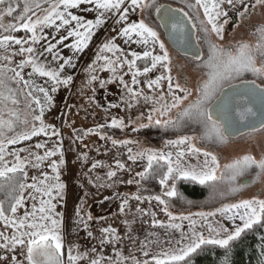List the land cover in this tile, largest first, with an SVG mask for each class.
<instances>
[{"label": "snow or ice", "instance_id": "1", "mask_svg": "<svg viewBox=\"0 0 264 264\" xmlns=\"http://www.w3.org/2000/svg\"><path fill=\"white\" fill-rule=\"evenodd\" d=\"M239 3L240 15L243 17L249 12V6L245 0H183V6L173 7L171 4L160 3L159 0H0V192L4 193V199H0V221H3L4 230H0V249L6 250V255L0 259V264H78L88 256L87 252L77 250L74 253L73 246L65 250L64 237L61 234V213L55 212L56 204L53 201L62 195L66 185L60 181V165L65 161L61 159L50 160L57 152L63 156L61 145L48 148L47 142H38L35 149H44L43 154L33 152L28 148H12L8 146L18 145L22 141H30L33 137L59 136V132L53 125L45 124L43 119L47 106L53 101L51 92L57 90V86L71 83L73 77H62L66 64H70L72 57L64 58L58 52L56 43L49 42L42 50L36 45L45 40L44 30L55 27L59 32L66 30V35L59 37V43L73 37L74 42L65 45L74 50L82 51L88 47V43L94 35V30L105 22L107 14L116 13L121 24L119 35L145 48L142 52L132 51V59L117 55L115 59L107 55H98L96 60H103L102 66L109 68L113 74L117 68L128 65L129 71L135 69L132 75V84H139V75H146L163 69L155 79L147 80L149 89L162 88V82L167 83V93L171 97L169 101L163 91L159 95H144L142 91L133 89L125 83V88L130 94V99L139 102L143 96L145 102L153 103L152 109L147 114L149 122L164 127H193L201 129L200 140L209 144H226L229 137L238 132L240 127H249L252 132L264 131V26L258 27V40L255 44L239 41L234 45L224 46L213 39L223 41L225 37V25L228 24V8L235 7ZM48 7L43 8L42 5ZM81 4L94 5L98 15L95 19H85L83 16L74 15L69 9L78 8ZM256 5L264 8V0H255ZM187 9V10H186ZM19 10V11H18ZM139 11L142 17H155L152 22L146 18L138 21L129 19V13ZM6 18H11L5 23ZM59 21V23H57ZM75 22V23H73ZM160 29L166 32L173 44L185 51H194L193 62L198 69H208L206 78L201 79L195 86L197 93L195 99L182 109L177 118L173 120V109L180 108L189 97L193 96V89L188 86V81L182 84L172 75L173 59L169 47L161 39ZM21 30L25 36H17ZM112 41L105 42L100 52L123 53V49ZM207 45V59L203 58V49L199 47L201 42ZM13 45L18 46L13 49ZM159 48L157 53L156 48ZM51 55V59L48 55ZM20 57L18 61L14 58ZM62 60L54 67L56 61ZM138 60L145 61L143 68L136 67ZM14 64V66H12ZM95 64V61L93 62ZM91 72L95 68L89 66ZM28 69L29 71H26ZM251 74L260 79L247 80L245 76ZM28 77L27 79L25 77ZM38 77L47 78L45 83L52 82L49 89L36 82ZM95 81L97 76L91 75ZM123 83V76L119 77ZM105 81H101L103 86ZM23 92V100L20 94ZM43 100V102H42ZM24 104L23 110L19 105ZM11 105V106H10ZM35 105V107H34ZM131 107V104H129ZM37 108L39 111L37 112ZM7 112V118L4 113ZM164 117H168L164 119ZM259 125L257 129L256 125ZM113 127H125L123 119L113 118ZM143 127V125H141ZM104 125H98L103 128ZM88 129V132H93ZM11 133V135H10ZM103 138V137H102ZM78 139H82L78 137ZM197 136L182 135L175 140H167L166 145L185 146L176 152L173 158L172 152H164L159 149L145 148L132 154V148H128V159L135 162L146 157L147 164L143 172L137 173L141 178L155 176L159 178V184L168 190L163 197H176L178 195L177 180H189L201 185H208L216 192L217 184L225 186L224 191L219 192L221 197H232L246 188L249 183H264V149L259 155L246 153L234 158L230 163L221 165L220 157L206 147H198ZM115 144L135 143L129 140H112ZM27 152V156H22ZM186 153L197 157V165L185 166L182 163ZM203 160H200V157ZM7 157H12L11 160ZM45 161H49L47 167L52 168L53 175L42 170ZM118 168L125 165L116 161ZM41 169L39 177L33 176L28 183L27 167ZM93 168L97 164L92 165ZM109 177H115L116 172L110 171ZM173 181L171 185L169 182ZM132 183L131 180L128 181ZM27 193V197L25 195ZM162 195L142 197L137 194L134 199L141 201H158L163 205V211L167 213L170 223L166 226L171 229H182V223H175L177 219L189 221V232H181L179 240H169V247L151 255V259H137L135 256L123 257L125 261L131 260V264H192V255L204 246H218L224 250L223 264H230L232 244L237 241L246 230L254 227L264 228V198L253 196L250 199H238L235 202L223 203L213 211L198 212L194 215L201 218L207 225L208 235L196 229L197 220L192 219L193 214L187 216H175L168 210V201ZM26 199L33 201L31 210L24 208ZM38 201V203H37ZM128 199H124L120 206V212L124 213L128 206ZM7 205V206H6ZM24 208L23 216H17L19 209ZM137 214L144 215L145 210L136 209ZM220 214L232 221L234 227L230 230L220 221H210L209 217ZM155 217V213H151ZM91 219V216H88ZM239 220L241 223L237 224ZM80 223L85 228L87 222L81 218ZM130 225L134 220H125ZM154 225L164 227L163 221L152 220ZM7 230H12L6 234ZM105 234L100 243L106 241H118L117 229L105 227ZM92 235L91 232L88 233ZM264 241V236L261 237ZM149 244L159 241H149ZM264 249V243L261 245ZM148 244L142 245L144 257H149L150 251L144 250ZM65 251L67 260L65 261ZM94 252L95 249H92ZM23 255L24 260L17 259V255ZM122 255V253H121ZM264 257V250L261 252ZM103 257L90 259L89 264H102ZM118 264V262H113ZM259 264H264L262 259Z\"/></svg>", "mask_w": 264, "mask_h": 264}, {"label": "rangeland", "instance_id": "2", "mask_svg": "<svg viewBox=\"0 0 264 264\" xmlns=\"http://www.w3.org/2000/svg\"><path fill=\"white\" fill-rule=\"evenodd\" d=\"M130 2V0H129ZM160 3L171 4L173 7L183 6V0H159ZM194 2V0H193ZM21 5L23 4L21 0ZM245 3L249 8L255 4V0H245ZM44 6V4L42 5ZM81 4L78 8L69 9L74 15L83 16L85 19H93L92 16L97 13L94 5ZM264 9V8H263ZM243 9L236 4L235 7L228 8V20L229 16L240 12ZM254 14L249 19L247 32L243 31V27L238 25L228 30V24L225 25V37L223 41H219L213 34V39L216 43L223 44L224 46L234 45L239 41L250 42L255 44L258 40V33L256 29L259 26L263 17H259L255 12H262V7L256 5L252 8ZM257 10V11H256ZM19 11V10H18ZM95 17V16H94ZM155 17L153 11L152 17H142L140 12L129 13V19L132 21H138L141 18H146L148 22H152ZM11 18H6L5 23L10 22ZM119 19L116 13L107 14L105 22L99 31L94 30V35L88 43V47L82 51H76L65 45H70L74 42L73 37H69L68 40L59 43V37L66 35V30L61 29L59 32L56 31L55 27L46 28L44 30L45 40L39 42L36 47L42 50L46 47L49 42L56 43L57 48L54 50L58 52L65 59L72 57L70 64H66L64 72L61 74L62 77L71 75L73 77L71 83L57 86L55 92L50 91V95L53 97L52 104L47 106L44 112L43 119L45 124L53 125L59 132V136H53L51 138L44 137H33L30 141H22L18 145L8 146L9 150L12 148H28L33 152L39 151L43 154L44 149H35L34 145L38 142H47L48 148H54L57 145H61L63 156L60 152H57L55 157H51L50 160H56L57 163L61 159L65 161L64 164L60 165V181L66 185L61 196L57 197L53 203L56 204L55 212L61 213L62 219L61 234L64 237L65 250L69 246H73L74 253L77 250L80 252H87L88 256L85 260L78 262V264H89L90 259L103 257L102 264H131V260L125 261L123 257L135 256L137 259H151L152 254L160 252L162 249L166 250L169 245V240H179L181 232H189V221H181L177 219L175 223H182V229H171L166 227L169 223V217L167 213L163 211V205H160L158 201L154 199L149 201L142 199L137 201L134 196L139 194L142 197H151L155 195H162L168 189L159 184V178L155 176H148L141 178L137 175L139 172H143L147 159H137L135 162L128 159L129 152L128 148H132V154H136L138 151L145 148L159 149L164 152H172L173 158L175 154L181 148L185 146H173L166 145L167 140H175L182 135H193L197 136L196 144L198 147H206L210 151H214L221 161V165L230 163L234 158L241 156L246 153H252L259 155L264 149V131L249 133L241 136L234 140H228L226 144H209L200 140L201 129L198 126L193 127H164L156 125L155 114L154 120L149 122L147 114L154 106L151 101L145 102L143 96L139 98L137 103L135 100L130 99V94L125 88V83L136 90L142 91L144 95L152 96L159 95L161 91L164 92L165 97L170 101L171 97L167 93V83L162 82V88L149 89L147 87V80L155 79L156 76L160 75L163 69L158 67L151 73L146 75H139L137 79L140 81L139 84H132V75L135 69L129 71L128 65L125 64L122 68H117V72H113L102 66L105 64L103 60H96L98 55H107L112 59H115L117 55H121L123 58L127 56L128 59H132L131 52L137 51L142 52L145 48L134 42H125L127 38L119 35V29L121 24L116 21ZM59 23V21L57 22ZM75 23V22H73ZM161 30V29H160ZM162 33V31H161ZM0 34L2 30H0ZM17 36H25V32L21 30L18 33H14ZM119 45L123 49V53H112V52H100L103 44L108 41H112ZM163 38V34H162ZM161 38V39H162ZM169 52L173 59L172 64V75L174 79H178L180 83L188 81V86L193 89V96L189 97L188 100L180 106V108L173 109L171 118L175 120L179 113L184 107L190 104L196 97L195 91L196 84L203 78H206L208 69L196 67V63L193 62V58L180 55L170 45ZM203 49V58L206 60L208 55L207 45L202 41L199 45ZM18 46L13 45V49ZM159 53V48H156ZM48 58L51 59L50 54ZM16 61L20 57L14 58ZM95 61V64L93 62ZM59 63H63L62 60L54 62L53 66H58ZM145 61L138 60L136 67L143 68ZM95 68V72H91L89 66ZM14 66V64L12 65ZM26 71H29L26 69ZM91 75L97 76L95 81L90 79ZM123 76V83L119 77ZM28 78L27 76L25 77ZM247 80L255 79L257 82L261 80L253 77L251 74L245 76ZM47 78L38 77L36 82L48 87H52V82L45 83ZM101 81H105L104 85L101 86ZM23 92L20 94L21 100H23ZM73 96V98H72ZM85 98L86 100H80L77 98ZM76 98V99H75ZM75 99V100H74ZM81 101L86 102L82 108H80L82 115L87 118L80 132L73 131L72 127L78 120L76 108L77 104ZM43 102V100H42ZM75 103V104H74ZM131 104V107H129ZM11 106V105H10ZM21 110L24 108V104L19 105ZM35 107V105H34ZM39 109L37 108V112ZM7 118V112L4 113ZM79 117L82 116L79 114ZM113 118L123 119L125 127H113L111 120ZM168 117H164L167 119ZM90 125H94L93 132L89 133ZM98 125H104L103 128H98ZM143 125V127L141 126ZM113 132V135L107 132ZM79 134V135H77ZM98 135L99 137L91 136ZM11 135V133H10ZM81 137L82 139H78ZM103 137V138H102ZM112 140H129L135 143L130 144H113ZM77 143V144H76ZM22 156H27V152H22ZM11 160L12 157H7ZM119 160L125 165L124 168H118L116 161ZM200 160H203L201 155ZM49 161H45L42 165V170L48 172L49 176H52L53 170L47 167ZM182 163L185 166L197 165L199 162L197 157L191 153H186ZM97 164V167L93 168L92 165ZM110 171H115V177H109L107 174ZM28 172V183H31L33 176L39 177L41 169L32 168L31 165L27 167ZM2 180V178H0ZM132 183L129 184L128 181ZM181 182H192L189 180H177L174 181L176 184L178 195L176 197H163L168 201V210L173 215L187 216L193 214L192 219L197 220L196 229L203 231L205 236L208 235L207 225L201 220L200 217L194 215L198 212L213 211L215 208L220 207L223 203L235 202L238 199H250L253 196H260L264 198V183H249L246 188H243L239 193L232 197H221L219 192L224 191L225 186L223 184H217L216 192L213 191L208 185H202L208 190L209 196L205 199L194 200L188 198L179 190V184ZM173 181L169 182L171 185ZM197 183L198 182H192ZM201 185V184H199ZM27 197V193H25ZM0 199H4V193L0 192ZM124 199H128L129 204L125 208V212H120V206ZM33 201L26 199L24 208L31 210ZM38 203V201H37ZM7 206V205H6ZM24 208H21L17 212V216L22 217ZM137 208L145 210L144 215H139L136 212ZM155 213V217L151 213ZM91 219H88V216ZM83 218L88 227L85 228L80 219ZM132 221L135 223L130 225L131 231H129V225L124 223L125 220ZM156 219L163 221L164 227L159 224L154 225L152 220ZM210 221H220L230 230L234 227L233 222L217 214L215 217H209ZM237 224L241 223L239 220ZM105 227H112L117 229V235L120 237L118 241L112 240V242H105L103 245L100 243L101 238L105 235L102 233V229ZM255 228V227H254ZM0 230H4L3 221H0ZM12 230H7L6 234H10ZM249 230H246V232ZM92 235L89 236L88 233ZM245 232V233H246ZM242 233L241 237L245 234ZM240 237V238H241ZM239 238V239H240ZM149 241H159V243L149 244ZM148 244L149 257L143 256L141 250L142 245ZM211 246V245H209ZM208 247L204 246L203 248ZM218 247V246H216ZM92 249H95L93 252ZM200 250L197 251V253ZM122 253V255H121ZM194 253L192 257L197 254ZM6 250L0 249V259L6 255ZM17 255V259L24 260L23 255ZM191 257V258H192ZM65 261L67 260V251H65Z\"/></svg>", "mask_w": 264, "mask_h": 264}, {"label": "trees", "instance_id": "3", "mask_svg": "<svg viewBox=\"0 0 264 264\" xmlns=\"http://www.w3.org/2000/svg\"><path fill=\"white\" fill-rule=\"evenodd\" d=\"M19 2H21V0H19ZM46 6L47 4H45V7ZM160 31H162L163 34V38L162 36L161 38L165 41L166 45H169L163 29H161ZM77 99L86 100L83 97ZM84 104H86V102L83 101L77 104L78 109L77 108L75 109L78 114L77 118L76 117H72V118H75L78 121L74 123L75 125L72 127L73 131L78 130L77 132H80V129H82L83 125L85 124V121H87V118H85L82 115V112L80 110V108H82ZM79 114L82 116L81 118L79 117ZM93 128L94 125L92 126L90 125V129ZM108 134L113 135V132L108 130L107 136ZM93 137H99V136L98 135L91 136L89 137V139ZM179 190L185 196L194 200L204 199L208 195L207 188L192 182H181L179 184ZM262 236H264V228L255 227L253 230L247 231L240 239L235 241L232 244V249L230 253V264H259V262L262 259H264V257H261V252L262 250H264L261 247L262 243H264V241L261 240ZM223 257H224L223 249H220L219 247L216 246H208L203 248V250H200L191 259H192V264H223Z\"/></svg>", "mask_w": 264, "mask_h": 264}, {"label": "flooded vegetation", "instance_id": "4", "mask_svg": "<svg viewBox=\"0 0 264 264\" xmlns=\"http://www.w3.org/2000/svg\"><path fill=\"white\" fill-rule=\"evenodd\" d=\"M255 13L258 14L259 17H261V15H262L263 21H261L262 23H260L259 26L260 27L264 26V9L262 8V12L258 11V12H255ZM253 14H254V12H253L252 8H249V12L245 16H243V17L240 15V12H236L235 14H232L231 16H229V20H228V30L232 29V27H234V26L240 25V26L243 27L242 30L245 31V32H247L249 30V26H248V23L247 22L249 21V19L251 18V16ZM256 84L257 85H260L261 82L260 81H258V82L256 81ZM257 129H259V128H257ZM256 132H260V131H256ZM249 133H254V132H252L251 130L250 131H246V132H244L242 134H239L236 137H229V140L237 139V138H239L241 136H244V135H247ZM207 196H209V194ZM205 198H207V197H205Z\"/></svg>", "mask_w": 264, "mask_h": 264}, {"label": "water", "instance_id": "5", "mask_svg": "<svg viewBox=\"0 0 264 264\" xmlns=\"http://www.w3.org/2000/svg\"><path fill=\"white\" fill-rule=\"evenodd\" d=\"M163 31H164V30H163ZM164 33H165V36H166V39H167L169 45H170L174 50H176L178 53H180V54L183 55V56H187V57H191V58H193L194 51H195L194 49L191 50V51H185L183 48L179 47L178 45L173 44V43L171 42V40L169 39V37L167 36L166 32H164ZM199 47H200V46H199ZM200 48H201V47H200ZM201 49H202V48H201ZM256 127L259 128V125L257 124ZM250 130H251V129H250L249 127L242 126V127H240V129H239L238 132L233 133L230 137H236V136H238L239 134H242V133H244V132H246V131H250Z\"/></svg>", "mask_w": 264, "mask_h": 264}, {"label": "crops", "instance_id": "6", "mask_svg": "<svg viewBox=\"0 0 264 264\" xmlns=\"http://www.w3.org/2000/svg\"><path fill=\"white\" fill-rule=\"evenodd\" d=\"M22 2H23V0H22ZM89 5H90V4H88V7H90ZM42 7H43V6H42ZM46 7H48V5H47ZM46 7H45V4H44V7H43V8H46ZM97 15H98V13H95V15L92 16V18L95 19V17H96ZM94 16H95V17H94ZM100 27H101V26H100ZM97 29H98V31H99V28H97ZM97 29H95V30H97Z\"/></svg>", "mask_w": 264, "mask_h": 264}]
</instances>
